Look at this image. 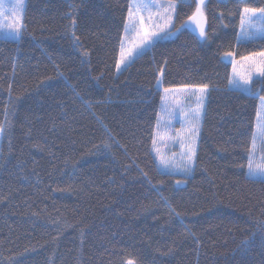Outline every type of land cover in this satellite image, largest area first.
<instances>
[{"label":"trees","instance_id":"obj_1","mask_svg":"<svg viewBox=\"0 0 264 264\" xmlns=\"http://www.w3.org/2000/svg\"><path fill=\"white\" fill-rule=\"evenodd\" d=\"M173 2L179 28L194 8ZM128 4L26 0L19 41L0 38V264H264V183L246 179L264 84L229 89L222 58L264 51L237 42L264 0H207V42L182 30L117 72ZM160 69L165 87L208 85L183 187L152 154Z\"/></svg>","mask_w":264,"mask_h":264},{"label":"snow or ice","instance_id":"obj_2","mask_svg":"<svg viewBox=\"0 0 264 264\" xmlns=\"http://www.w3.org/2000/svg\"><path fill=\"white\" fill-rule=\"evenodd\" d=\"M224 0H218V3H223ZM25 0H16L14 4L8 5L5 0H0V32H4L5 39H15L22 34L23 30V11ZM187 7L194 8L188 20L191 24H181L180 28H175L173 25V18L176 12V3L169 0L168 3H160L159 0H129L127 8V16L124 21L123 31L124 35L120 38L119 58L116 62V71H126L131 64L140 56L150 51L158 40L165 39L169 36H174L181 28H191L195 25L194 31H198V36L201 40L208 41V32L206 31L207 14H206V0H190ZM223 14H221L222 18ZM71 20L72 37L76 42V46L80 47L79 36L75 33L77 24L76 18L69 14ZM260 22L261 27L257 28L256 23ZM7 29V31H5ZM174 29V30H170ZM264 33V7H249L244 6L240 11V36L237 37V42L241 40H251L256 35ZM127 41L128 46H125ZM84 56H88L87 51L83 52ZM231 57L232 74L228 78V84L236 91L247 93L248 95H255L252 93V84L259 82L264 84V51L253 52L248 56H241L236 59L235 53L226 51L223 53V58ZM167 64V61L164 62ZM57 76H63V72L59 71L57 65ZM164 70H159V78L156 79V87L162 88V101L167 102L169 99L173 100L180 109L181 113L188 116V113L183 112L181 106V99L191 100L195 98V108L190 110V118L188 119L189 128L187 132L190 135L180 134L178 137L170 136L169 140H179L180 148L182 149L181 159L185 163L181 166L182 172L187 175L192 172L193 165L196 158L195 137L199 133L201 111L204 106V99L208 92L207 84L189 85L184 84L177 87L164 86ZM46 79H51L47 77ZM72 87L71 85H67ZM11 89V84L9 85ZM73 91L75 89L73 88ZM11 95V93H10ZM78 95V93H77ZM259 106L256 112V131L252 135L250 147L247 149V175L246 179L251 182L264 183V155L261 156L260 162L254 164L256 153L258 150L257 140L260 141L259 151L264 153V96H259ZM172 117L164 121L163 125L158 118L156 128L157 131L153 135L152 145L156 152L160 165L163 168H170L171 161L161 153L157 146V140H165V135L171 127L170 121ZM163 127V133L161 129ZM4 132V126L0 125V135ZM166 146V145H165ZM108 147V145H105ZM173 156L175 153L172 154ZM244 167L243 164L240 165ZM147 178V173H143ZM183 181L177 180V185ZM149 183L151 181L149 180ZM177 217L180 213L171 209ZM261 231L264 232V221H258ZM81 243L85 236L84 230H81ZM242 243H247L242 242ZM125 264H136L134 259H126Z\"/></svg>","mask_w":264,"mask_h":264},{"label":"rangeland","instance_id":"obj_3","mask_svg":"<svg viewBox=\"0 0 264 264\" xmlns=\"http://www.w3.org/2000/svg\"><path fill=\"white\" fill-rule=\"evenodd\" d=\"M5 2H6V4L11 5V4H14L16 2V0H5ZM25 5H26V0H25V3H24V8H25ZM23 16H24V11H23ZM183 24H191V22L187 19ZM256 27L257 28L261 27L259 21H257ZM194 29H195V25H191V28H181L180 31L188 30V31L192 32L193 34H195L199 40H201L199 38V36H198V31H194ZM5 31H7V29H5ZM179 32H177L174 36H169V37H167L165 39H162L160 41H165V40L172 39ZM22 34H23V30H22ZM21 35L18 38L8 39V40L19 41ZM262 36H264V33L258 34L254 38H259V37H262ZM0 38L5 39L4 32H0ZM125 46L126 47L128 46L127 41L125 42ZM222 58H223V55H222ZM231 59H232L231 57L226 58V59L223 58V60L225 62L230 63V64H231ZM231 74H232V70H231ZM254 80H255V78H254ZM207 94H208V92H207ZM207 94L205 96L204 106H203V109L201 111L199 133H200V127H201L202 117H203V113H204V107H205V103H206V99H207ZM162 95H163V92H162ZM195 103H196V101H195L194 97L191 98V100L181 99V106L183 107V112L184 113H188L189 114L188 116L183 115L181 113L180 109L177 108L175 102L173 100H171V99H169L167 102H164L161 99V103H160V110H159L158 118L161 120L162 125H163L164 121H166L168 119L169 115H171L172 119L170 121L171 127L168 129V131H167V133L165 135V140L164 141H160L158 139L157 140V146L160 148L161 153L166 155V157L171 161V165L172 166H170V168L166 169V168H163L160 165L159 160H158L157 155H156V152L153 149V145H152V154L154 156V160L156 162L157 168L161 172L168 173V174L174 175L176 177V180H175L176 187L185 186L186 180H187V178H189L191 176L192 172L187 174V175H185L182 172L181 166L185 163V161L181 159L182 149L180 148L179 140L178 139L175 140V141L169 140L168 137H170V136L178 137L180 134L190 135V133L187 132V129L189 128L188 119L190 118V114H191L190 110L195 108ZM158 118H157V120H158ZM156 131H157V128H155V132ZM255 131H256V123H255L254 132ZM161 132H162V134H164L163 133V127L161 129ZM199 133L195 137V148L196 149H197V143H198V139H199ZM1 139H2V135H0V144H1ZM257 145H258V150H257V153H256L254 164L255 163H259L261 156L264 155V153L259 151V147H260V141L259 140H257ZM173 153H175L174 156L172 155ZM193 168H194V165H193ZM177 180H181L183 182L181 184L177 185V183H176Z\"/></svg>","mask_w":264,"mask_h":264},{"label":"crops","instance_id":"obj_4","mask_svg":"<svg viewBox=\"0 0 264 264\" xmlns=\"http://www.w3.org/2000/svg\"><path fill=\"white\" fill-rule=\"evenodd\" d=\"M240 36V35H239ZM228 87H229V89H232V90H234L230 85H228Z\"/></svg>","mask_w":264,"mask_h":264}]
</instances>
